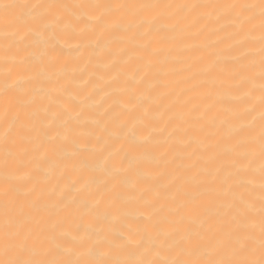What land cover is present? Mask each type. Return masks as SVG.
I'll use <instances>...</instances> for the list:
<instances>
[{"label":"bare ground","instance_id":"bare-ground-1","mask_svg":"<svg viewBox=\"0 0 264 264\" xmlns=\"http://www.w3.org/2000/svg\"><path fill=\"white\" fill-rule=\"evenodd\" d=\"M16 260H264L262 0H0Z\"/></svg>","mask_w":264,"mask_h":264},{"label":"snow or ice","instance_id":"snow-or-ice-1","mask_svg":"<svg viewBox=\"0 0 264 264\" xmlns=\"http://www.w3.org/2000/svg\"><path fill=\"white\" fill-rule=\"evenodd\" d=\"M262 7H264V0H262ZM3 264H37V262L34 261H6L3 262ZM178 264H181V262H178ZM212 264H215V262H212ZM219 264H256V262H251V261H246V260H242V261H222L219 262ZM259 264H264V260L260 261Z\"/></svg>","mask_w":264,"mask_h":264}]
</instances>
